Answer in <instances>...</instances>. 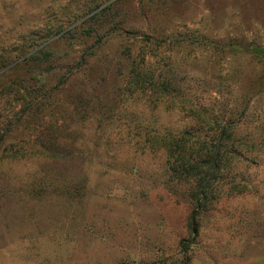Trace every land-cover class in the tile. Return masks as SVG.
Instances as JSON below:
<instances>
[{"label": "rangeland", "instance_id": "1", "mask_svg": "<svg viewBox=\"0 0 264 264\" xmlns=\"http://www.w3.org/2000/svg\"><path fill=\"white\" fill-rule=\"evenodd\" d=\"M230 43L264 0H0V264H264V57Z\"/></svg>", "mask_w": 264, "mask_h": 264}, {"label": "trees", "instance_id": "2", "mask_svg": "<svg viewBox=\"0 0 264 264\" xmlns=\"http://www.w3.org/2000/svg\"><path fill=\"white\" fill-rule=\"evenodd\" d=\"M97 9H92L89 14H93V16H95L97 14ZM61 34V31H57L56 32V36L60 35ZM62 37V36H61ZM50 41V37L46 38V40L44 42H42L41 44H38L35 46L34 49H32L31 51H28L24 54V57H27L29 56V54H33V57L30 56V58H28V60L30 59H36L35 57L38 56L39 53H43L45 49V47H47V44L48 42ZM225 48H230L231 51L233 52H247V53H252L256 56H260V57H264V48L261 47V46H254V45H243V44H233V43H230L229 45H225L224 46ZM35 56V57H34ZM13 64V63H11ZM222 141H220L217 146L215 147V151L213 153V156L211 158V161H210V165H211V170L213 172L215 171H218L220 168V164H221V148H220V144H221ZM200 198V196H199ZM197 214H198V211H194L192 216H191V219H190V228H191V231L194 235H197L198 234V223H197ZM191 242L190 241H182L181 243V247H182V250H183V253L186 255V259L184 261V264H189L190 262V257L187 256V253H188V250L191 246L190 244Z\"/></svg>", "mask_w": 264, "mask_h": 264}]
</instances>
